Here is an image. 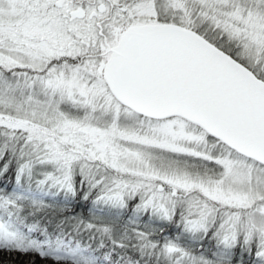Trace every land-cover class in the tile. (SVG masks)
<instances>
[{"label":"snow or ice","instance_id":"obj_1","mask_svg":"<svg viewBox=\"0 0 264 264\" xmlns=\"http://www.w3.org/2000/svg\"><path fill=\"white\" fill-rule=\"evenodd\" d=\"M4 255L264 264V0H0Z\"/></svg>","mask_w":264,"mask_h":264},{"label":"trees","instance_id":"obj_2","mask_svg":"<svg viewBox=\"0 0 264 264\" xmlns=\"http://www.w3.org/2000/svg\"><path fill=\"white\" fill-rule=\"evenodd\" d=\"M0 258H2L3 260L7 261L8 264H12V261L15 259L13 257H8L7 255H4V256H2Z\"/></svg>","mask_w":264,"mask_h":264}]
</instances>
